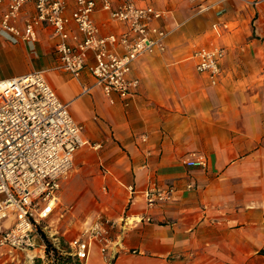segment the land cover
Wrapping results in <instances>:
<instances>
[{
  "label": "crops",
  "instance_id": "obj_1",
  "mask_svg": "<svg viewBox=\"0 0 264 264\" xmlns=\"http://www.w3.org/2000/svg\"><path fill=\"white\" fill-rule=\"evenodd\" d=\"M8 2L0 0V21ZM200 8L225 10L221 22H237L243 33L236 47L229 43L219 82L197 70L194 56L195 65L145 55L134 64L138 92L114 103L100 87L85 91L93 80L88 70L77 78L61 67L50 26L33 43L0 35V80L46 69L84 126L85 145L65 186L80 192L79 211L73 205L67 223L54 228L65 227L64 238L76 235L70 218L77 212L84 214L80 223L99 213L117 221L116 257L105 261L95 244L87 264H264V0H208ZM178 12L166 11L170 32L182 23ZM109 19L96 13L104 31L117 29ZM238 49L246 53L235 54ZM193 153L205 156L208 167L188 165ZM154 185H174L173 200L149 207L146 194ZM25 261L23 252L0 257V264Z\"/></svg>",
  "mask_w": 264,
  "mask_h": 264
},
{
  "label": "built area",
  "instance_id": "obj_2",
  "mask_svg": "<svg viewBox=\"0 0 264 264\" xmlns=\"http://www.w3.org/2000/svg\"><path fill=\"white\" fill-rule=\"evenodd\" d=\"M98 12L108 13L117 29L104 31L96 20ZM165 15L149 1L9 0L0 35L14 44L33 43L39 30L50 26L58 38L61 67L77 78L88 70L93 80L85 91L100 87L114 103L138 92L141 78L134 74V64L140 57L167 51L171 32L163 23ZM225 55L224 47L212 43L199 47L193 56L197 70L215 84ZM46 72L40 69L0 80V257L23 252L25 264H87L98 244L102 258L110 261L117 255L112 252L116 220L99 213L93 221L80 223L70 238L54 228L53 214L62 206V181L85 141L83 124ZM186 163L208 167L207 158L196 153ZM176 191L174 185L151 186L147 203L151 207L171 201Z\"/></svg>",
  "mask_w": 264,
  "mask_h": 264
},
{
  "label": "rangeland",
  "instance_id": "obj_3",
  "mask_svg": "<svg viewBox=\"0 0 264 264\" xmlns=\"http://www.w3.org/2000/svg\"><path fill=\"white\" fill-rule=\"evenodd\" d=\"M139 2L149 1L153 3L155 6L162 8L163 10L169 11L173 9H177L179 11L178 17L180 19L181 25L178 29L172 31L169 34V44L168 49L165 53L166 55H170L173 57L184 58L185 61L191 62L195 65L193 55L195 51L203 46L209 44H216L222 46L226 50V54L230 51L229 43L236 47V41L243 38V34L240 30H238L239 23L231 22L229 23V27H224V23L221 22L223 14L226 12L225 10L219 11L218 13L214 12V9L202 10L200 8V4L207 3L208 0H138ZM218 24V29L214 28V25ZM254 26V25H252ZM230 29L232 31L230 34H225L222 30ZM252 28V27H251ZM255 33L250 35V38H253ZM229 47V48H228ZM249 53L253 52L252 47H247ZM252 50V51H251ZM235 54H243L246 53L245 49H238L237 52L234 51ZM226 56V55H225ZM75 163V161H74ZM75 165L68 173V175L62 181V188L60 191L62 206L63 209L61 212L66 211V208L71 207L73 205L77 206V211H79L78 203L76 204L77 194L80 192L78 190H72L68 192L65 189L66 183L69 181L71 174L74 170ZM73 210V209H72ZM81 210V209H80ZM82 212V211H81ZM55 215V223L54 227H58L59 229L63 226L64 222L67 223L66 218H62L60 221H57V212ZM84 214H79L77 212V216L70 218L72 230H76V228L80 225V220ZM65 228V227H64ZM62 228L60 233H62L65 229Z\"/></svg>",
  "mask_w": 264,
  "mask_h": 264
},
{
  "label": "trees",
  "instance_id": "obj_4",
  "mask_svg": "<svg viewBox=\"0 0 264 264\" xmlns=\"http://www.w3.org/2000/svg\"><path fill=\"white\" fill-rule=\"evenodd\" d=\"M262 252L264 253V249L262 250Z\"/></svg>",
  "mask_w": 264,
  "mask_h": 264
}]
</instances>
